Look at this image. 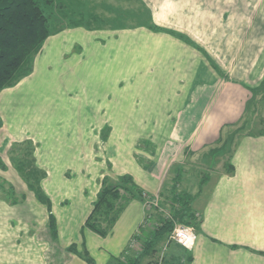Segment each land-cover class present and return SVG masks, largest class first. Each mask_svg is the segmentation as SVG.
Wrapping results in <instances>:
<instances>
[{
  "label": "crops",
  "instance_id": "obj_1",
  "mask_svg": "<svg viewBox=\"0 0 264 264\" xmlns=\"http://www.w3.org/2000/svg\"><path fill=\"white\" fill-rule=\"evenodd\" d=\"M144 1L154 21L160 23L158 28L140 26L147 31L142 34L147 38L141 56L124 49L117 30L112 29L114 39L102 40L96 38L97 29L74 24L48 37L35 57L32 73L1 91L0 178L14 187L18 201L0 195V264H26L23 254L37 257L38 264H88L69 251L82 236L102 255L99 262L85 247L96 264H110L128 249L131 254L133 237L144 227L143 201H129L108 236L85 227L105 175L116 180L129 174L149 197L164 199L170 170L181 172L191 156L206 161L211 148L229 139L222 138V130L244 117L251 89L264 80V0ZM133 35L129 33L124 42L132 41ZM232 47L263 48L258 55L262 60L245 68L247 60L243 64L242 59L240 65L237 58L239 68H234L235 58L218 59L217 51ZM73 78L85 81L83 92L65 89L69 84L63 81ZM124 79L129 86L123 87ZM25 94L38 95L33 114L28 115L33 117L35 132L30 136L18 130L26 117L19 103ZM96 107L99 116L92 125L88 116ZM92 126L99 133H92ZM105 127L113 129L100 153L96 147ZM155 128L162 129L156 133ZM143 135L147 151H135L144 158L142 165L137 157L119 173L96 170L91 181L92 158L100 159L106 152L120 154L126 140L134 149ZM28 141L35 145V165L46 173L41 187L52 204L50 210L34 201L39 213L31 215L22 208L27 201L9 177L11 173L20 176L11 163L12 146ZM231 153L234 173L223 169L203 187L197 184L195 193L189 190L200 222L196 243L186 250L170 244L165 249L168 264H264V134L237 137ZM26 184L21 183L28 190ZM50 214L59 227L65 225L63 241L59 231L55 241L48 232L46 240L41 238ZM15 221L23 224L21 230L12 227ZM35 222L38 231L30 227L26 232L25 227ZM120 227L122 232H118ZM189 255L192 260L188 262Z\"/></svg>",
  "mask_w": 264,
  "mask_h": 264
},
{
  "label": "rangeland",
  "instance_id": "obj_2",
  "mask_svg": "<svg viewBox=\"0 0 264 264\" xmlns=\"http://www.w3.org/2000/svg\"><path fill=\"white\" fill-rule=\"evenodd\" d=\"M54 2L56 6H54L53 8L51 7L49 8V12H50L51 19H52L51 20L52 26L54 29L59 30L64 27L74 25L75 23H79L82 25H86L87 27H90L91 29H97L95 32V34L97 35L96 38H98L99 36L101 37V39L102 37L108 38V39H114L112 35L114 34V31H112V29L117 30V32H119L117 33L118 34L117 36L119 37L120 35L123 38L122 44L124 45L125 50L130 49L131 54L133 52L134 54L135 53L139 54V56H141L145 52V47H143V45L146 43L144 39H146L147 36L142 35V34L147 33V31H146V28L140 27V26L147 25V17L150 13V10L144 0H56V1L54 0ZM150 15H151L152 23L155 22V25L160 23L159 19L154 21L153 14H150ZM117 27H122L123 29L121 30L115 29ZM98 28L100 29L98 30ZM156 28H158L157 25H156ZM129 33L134 34L132 38L130 37L132 41L124 42L125 40L129 39L128 38ZM154 36L157 38L161 35H157V36L154 35ZM211 49L212 48H210V51ZM217 51H218V59L219 58L221 59L235 58L236 60L235 65H237L236 64L237 58H239L240 60L239 61L240 65H242L241 63L242 59H243V64H244V60L246 59L247 61L244 64L245 68H250L255 63H257L259 60H262V58H258V55L263 54V48L257 49V48L232 47V48H217ZM250 53L254 54V58H245V56L249 55ZM131 64L133 63H129L128 66H130ZM112 66L113 65H110L109 68H111ZM238 66L239 65L233 66V67L237 68ZM109 68H107V71L110 70ZM85 70H87V68ZM127 80L128 79L123 80L124 82L123 87L129 86V83H127ZM95 81L97 82L99 80H95ZM103 81L108 82L109 80L106 79ZM63 82H64V85H66L65 82L69 84L67 87H65V89H68V90L74 89L72 91L74 92L76 91L77 93H81L84 91L82 83H84L85 81L83 79L73 78V79H70L69 81L64 80ZM117 82H119V80H117ZM120 82H122V80H120ZM263 82L264 80L262 81V83ZM76 84H78L77 87H76ZM260 85H258V87ZM118 88H119V85L117 86V89ZM91 92H94V91H91ZM69 93L71 94V92ZM95 93H98V92H95ZM263 94L264 93L262 91H259L255 96L254 94H252L250 100L248 101V103H250V106H249L248 112L246 113V116L244 117V120L242 121V123L243 122L250 123V125L246 129L247 130L246 133L250 132V130L256 133L259 129H261L260 119L264 120V95ZM37 96L38 95H35V94H25L22 96V99L19 101L23 109H25L23 111V114L26 115V117L22 118L21 127H19L18 129L23 135L30 136V135H34L35 133L34 128H33V117H29L28 115L33 114V108H34L33 106H34V102ZM59 97L61 100L65 97L67 98V96H59ZM29 108H31L32 110ZM0 109H3V108L0 106ZM86 114H88V111H86ZM98 116H99V109L97 107L96 109H91V113L89 114L88 118L91 117L92 125H95V122L98 120ZM112 129L113 128H109V127H105L104 129L101 128L102 133L100 134L102 135L101 138H103L104 140L102 139V142L99 143L100 146L96 147V150H98L100 153H103L101 149H103L102 147L103 145H105L104 143L110 136ZM127 129H130V128H125L124 131ZM161 129L162 128H155V132L157 133L161 131ZM234 129L236 128L226 127L225 129H223L222 133L224 135L222 136V138L225 139V136H227V138L232 136V134H234V131H233ZM91 131L92 133H99V128L97 126H92ZM143 136L139 138L134 149L130 148L132 143L130 144V142L126 140L125 141L126 143L123 144L122 152L120 154L112 155L111 153L113 152L111 153L106 152L104 155L102 154V157L100 159L92 158L91 159V177H92L91 181H93L94 179V173L96 172V170L102 169L104 172L108 174L113 173V172L119 173V171L127 170L128 169L127 167H129L133 159L137 157L140 159V165H142L143 164L142 161H145V160L143 157L141 158L140 155L136 154L135 151H138L140 154L146 153L147 139L145 135ZM235 141L236 140H234L233 147H234ZM32 150H33V153H32ZM34 151H35V145L33 142H32L31 148L28 147V145H25L24 143H20V144H16L12 146V149L10 150V159H11V163L14 166V168L17 170V167H16L17 162L22 159L32 161L34 162V165H35V160L33 156ZM227 157H228V154L224 156L223 159ZM223 162L224 160L222 159H220V161H217L215 157L213 159L208 158L205 161L204 159L199 158L198 156L197 157L191 156L188 162H186V164L182 167L181 172L178 173V170H176V168L170 170L169 174L167 175L170 179L165 182V187L169 186L166 192V195L171 194V190L174 188L175 185H177L178 190L181 192H186V191L189 192V190L191 189L190 191L192 193H195L196 185L201 183V181L204 179V174L207 172L211 173L212 174L211 177L215 179V177L218 175L216 173L221 172L224 169ZM210 164L216 165V166L213 165L216 168L211 170V172H209L210 170L208 168ZM184 169L186 171H184ZM184 172H187V173L185 174ZM19 175L20 176L18 177L14 175V173L13 174L11 173L9 174V177L16 184L19 195L22 198L26 199L27 201L26 204L22 205V208L25 209L26 211L31 212L30 214L27 213L28 215H31L34 212L39 213L38 208L34 206V201L39 200V199L37 198L35 192L33 190H30L28 186H27L28 190L22 188L21 183H24V182L27 183V182L25 178L22 177L21 173H19ZM105 177H108L109 179L113 178V176L111 175H105ZM2 182H3V179L0 178V183ZM6 188H8L7 184H6ZM75 193L79 194L80 192L75 191ZM7 194H8L7 191H4L0 188V195L2 197H5V199H7L8 197ZM9 199L11 198L9 197ZM153 199H156V200H153V202L149 203L147 205L148 207H146V216L144 218V224H143L144 227L142 230L138 232V234L143 236V238H145L146 234H149L153 230V228L158 224L161 218H164L170 215L168 200L162 199L159 196L154 197ZM22 225L23 224L16 222L12 224V227H15L16 229L21 230V227H23ZM73 225L76 226L77 224L73 223ZM188 226H192V225H188ZM30 227H32V231H35V230L38 231V228H39L38 222L29 223L28 226L25 227L26 232H28ZM58 231H59V238L61 241H63L64 239L63 232L65 231V225H64V228L62 229L61 226L59 227V225L57 224V234H58ZM67 231H70V230L66 228V232ZM122 231H123V228L120 227L118 232H122ZM47 232L49 233V236H51L52 240L55 241L56 237H54L52 234L50 222L47 224V228L46 230H44V233L41 234L42 236L40 235L42 240L43 239L46 240ZM82 239L83 240H81L80 243H78L79 241H75L73 244H75L80 251H84L85 247L88 249L90 248V250L96 255L95 258H97L99 262H102L103 261L102 255L98 253L97 250H95V247L92 244L91 240L88 238L86 240V237H83V236H82ZM169 241L172 244L179 245L170 239ZM24 242H25V237L24 239L21 240L22 244ZM179 247L183 249L180 245ZM141 248H142V245H141L140 240H136V242L134 241L133 246L131 247L132 252H136V253L139 252ZM128 251L130 250L128 249ZM166 253H168L167 250L163 251V249H161V252L159 253L158 258L161 259L162 255ZM28 257L29 256L27 254H23L21 257L22 262H25L26 264H38L39 263L38 261H35L37 260V257L35 256H32L31 258H28ZM116 257H120V256L118 255ZM33 261L34 263H31ZM145 263L146 261L144 262V264Z\"/></svg>",
  "mask_w": 264,
  "mask_h": 264
},
{
  "label": "trees",
  "instance_id": "obj_3",
  "mask_svg": "<svg viewBox=\"0 0 264 264\" xmlns=\"http://www.w3.org/2000/svg\"><path fill=\"white\" fill-rule=\"evenodd\" d=\"M54 6H56L54 0H0V93L5 88L13 87L22 78L32 73L36 55L48 37L58 31L52 26L49 12V8ZM150 14L151 12L147 17V26L156 28V25L152 23ZM259 91L264 93V82L259 87L251 89L254 96ZM249 106L250 103L247 104L244 117ZM244 117L238 124L228 126V128L235 127L236 129L233 130L234 134L225 143L220 147L211 148L209 154L207 153L208 158L213 159L215 157L217 161L229 154L228 159L225 158L223 162L227 174H232L235 170V166L229 158L232 154L234 140L243 135L264 134L263 119H260L261 129L256 133L252 130L246 133L250 123H242ZM24 144L31 148L32 142L28 141ZM213 165L215 164L209 165V172L216 168V165ZM16 167L22 177L25 178L30 190H33L37 198L51 210V200L41 187V180L46 173L34 165V162L24 159L19 160ZM210 178L211 174L205 173L204 179L200 183L201 187ZM0 188L8 192L7 195L13 203H17L18 198L12 185L6 188V183L3 181L0 183ZM132 199L143 201L146 205L148 201L152 200L137 184L134 177L129 174L119 176L116 180L104 177L93 209L85 222V227L101 236H108L112 233L124 208ZM164 199L169 202L170 215L161 218L153 230L146 234L145 238L139 234L133 237V239L141 241V250L137 253L131 252V254L129 251L121 257H114L110 264H144L145 261V264H168L167 254H163L161 259L158 258V255L161 249L164 251L172 244L169 241V236L175 225L177 223L192 225L198 231L200 222L198 213L193 208L194 196L191 193L181 192L175 185L171 194L164 196ZM50 226L53 236L57 237V221L53 214H50ZM69 251L84 258L88 264H96L86 248L84 251H80L73 244L69 247ZM185 259L189 262L192 260V256L189 255Z\"/></svg>",
  "mask_w": 264,
  "mask_h": 264
},
{
  "label": "built area",
  "instance_id": "obj_4",
  "mask_svg": "<svg viewBox=\"0 0 264 264\" xmlns=\"http://www.w3.org/2000/svg\"><path fill=\"white\" fill-rule=\"evenodd\" d=\"M153 200L156 199H152V201L151 200L148 201V204L152 203ZM147 205L146 207H148ZM169 239L186 249H192L196 243L197 231L193 226H188L185 224H176L172 233L169 236ZM134 241L136 242V239L132 240L131 247L133 246Z\"/></svg>",
  "mask_w": 264,
  "mask_h": 264
}]
</instances>
